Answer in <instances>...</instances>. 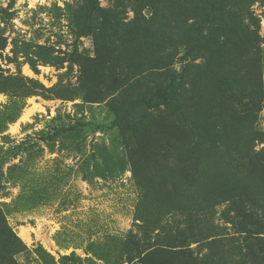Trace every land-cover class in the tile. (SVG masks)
<instances>
[{
	"label": "rangeland",
	"instance_id": "1",
	"mask_svg": "<svg viewBox=\"0 0 264 264\" xmlns=\"http://www.w3.org/2000/svg\"><path fill=\"white\" fill-rule=\"evenodd\" d=\"M132 1H122L128 8L126 22L133 18ZM98 2L105 10L118 6L116 0ZM244 4L245 14L250 12L256 19L254 25L249 19L245 22L254 41V33L257 35L251 55L258 58V70L253 73L264 81V0H244ZM89 10V0H0V39H6L4 48L0 42V78H24L42 87L38 95H23L18 88L0 92V210L25 248L13 257L14 264H128L123 245L136 239L142 248L172 250L168 246L175 238L188 233L192 214L184 202H176L179 197L168 198L159 189L160 203L153 199L144 202L143 194L158 188L157 169H173L167 188H176L180 197L188 196L193 181L184 180L182 167L191 168L192 174L203 173L212 189L222 178L220 170L241 171L264 149L259 141L264 133V111L257 113L253 128L241 134L249 138L250 146L231 143L225 150L229 153L219 162L179 128L178 137L161 140L159 152L149 146L157 153L155 157L148 153L139 161L148 178L155 175L142 190L132 172L129 147L120 130L113 127L115 114L110 106L131 101L141 91L166 86L171 71L181 70L179 58L184 50H179L172 62L165 58L155 66L121 67L119 76H126L128 82L110 96L104 92L103 99L95 103L84 102L82 93L74 101H65L48 92L55 86L80 87L81 68L74 62L66 61L61 67L41 62L35 72L24 56L16 57L18 43L52 49L53 56L76 53L95 59L93 37L77 34L80 17L90 15ZM143 14L149 18L152 10L145 9ZM204 62L198 60L193 65ZM190 75L200 78L195 69ZM196 83L199 87L200 82ZM194 89L189 85L184 92L188 95ZM163 114V118L170 116L163 109L154 112L159 121ZM178 121L177 116L169 119L170 123ZM130 139L127 144H136ZM168 143L172 146L164 148ZM143 151L144 147L138 154ZM192 174L188 176L194 177ZM228 207V203L216 206L210 223L201 226L213 228V234L202 232L204 239L191 243L190 248L203 256L208 253L207 244L219 238L223 246L216 264H250L245 256L243 263L238 253L239 247L245 252L246 242L235 233L233 213L231 220L226 219Z\"/></svg>",
	"mask_w": 264,
	"mask_h": 264
},
{
	"label": "trees",
	"instance_id": "2",
	"mask_svg": "<svg viewBox=\"0 0 264 264\" xmlns=\"http://www.w3.org/2000/svg\"><path fill=\"white\" fill-rule=\"evenodd\" d=\"M122 1L130 0H116V8L105 10L98 0H89L90 15L80 17L78 37H93L95 59H84L76 53L68 57L53 56L52 49L46 51L44 47L18 43L16 57L24 56L35 72L41 62L58 67L66 61L74 62L81 68L80 87L75 90L65 85L55 86L48 92L65 101H74L82 93L84 102L95 103L103 99L104 92L110 96L128 82L126 76H119L121 67L155 66L165 58L172 62L178 51L184 50L179 58L182 68L171 71L166 86L141 91L131 101L122 100L110 106L115 114L113 127L120 130V136L129 147L132 172L142 190L155 175L148 178L139 161L144 154H153L149 146H155L153 149L159 152L164 137H178L181 134L179 128L191 137L196 147L207 149L217 162L225 159L229 153L225 150L230 149L231 143L241 142L249 147V138H243L241 134L252 129L257 113L264 111V81L253 73L258 70V58L251 55L257 35L254 33V41L250 26L245 22L249 19L254 25L256 19L250 12L245 14L244 0H133L130 3L133 18L129 22H126L128 8ZM118 7L122 9L118 10ZM145 9L152 10L149 18L143 14ZM0 42L4 48L6 39H0ZM198 60L205 62L193 65ZM191 69H195L199 79L191 77ZM196 80L200 82L199 87ZM189 85L197 90L186 95L184 89ZM13 88L22 90L26 96L27 93L38 95L42 89L38 82L24 78H0V92ZM160 109L170 116L163 118V114L159 121L154 112ZM174 116L179 117L178 124L169 122ZM260 136L259 141L264 143V133ZM129 137L136 144H127ZM171 146L168 143L164 148ZM143 147L144 151L138 154ZM207 159L210 160V156ZM254 159L241 171L230 167L220 170L222 178L212 189L203 180V173L192 174L191 168L182 167L184 180L193 181V188L188 196L181 197L176 188H167L166 181L172 178L173 169L164 172L158 168V188L144 193V202L153 199L160 203L158 189L168 198L179 197L176 202H184L192 214L186 226L188 233L175 238L176 242L168 246L172 250L163 247L149 250L142 248L138 239L136 243L131 240L132 243L123 245L127 263L216 264L223 246L219 238L207 244L208 253L203 256L196 254L190 246L204 239L202 232L213 234V228L206 230L201 226L210 223L217 205L228 203L229 214L225 217L231 220L233 213L231 224L235 233L244 236L246 242L245 252L238 248L242 262L246 263L245 256L250 264H264V149L258 151ZM190 174L194 177L188 176ZM24 249L0 210V264H14L13 257Z\"/></svg>",
	"mask_w": 264,
	"mask_h": 264
}]
</instances>
